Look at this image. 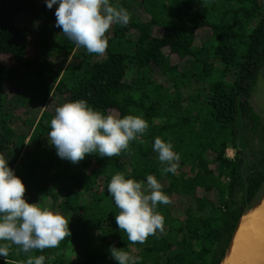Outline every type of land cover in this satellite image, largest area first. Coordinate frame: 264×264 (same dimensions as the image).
<instances>
[{
  "label": "trees",
  "instance_id": "trees-1",
  "mask_svg": "<svg viewBox=\"0 0 264 264\" xmlns=\"http://www.w3.org/2000/svg\"><path fill=\"white\" fill-rule=\"evenodd\" d=\"M110 3L125 8L130 21L111 26L99 56L55 26L58 4L0 0V155L26 185L25 199L62 214L71 232L43 251L25 254L13 245L7 260L43 255L44 264H118L114 245L140 264H220L237 223L264 190V143L256 152L249 142V133L264 141L252 104L264 72V0ZM21 93L28 101L20 106ZM52 98L83 99L105 115L142 116L145 143L132 141L111 158L61 159L47 136L54 114L44 106ZM23 125L34 128L31 136L18 132ZM157 136L180 155L175 174H161ZM117 172L145 184L154 175L170 197L156 209L164 231L143 244L129 242L116 224L108 184Z\"/></svg>",
  "mask_w": 264,
  "mask_h": 264
},
{
  "label": "clouds",
  "instance_id": "clouds-1",
  "mask_svg": "<svg viewBox=\"0 0 264 264\" xmlns=\"http://www.w3.org/2000/svg\"><path fill=\"white\" fill-rule=\"evenodd\" d=\"M55 11L56 27L77 47L89 54L102 56L108 48L107 33L113 24L127 25L129 12L116 7L110 0H46V6ZM48 140L56 148L57 155L74 164L89 154L101 157L119 156L128 151L130 143L137 141L148 130V122L139 115L104 113L94 110L86 100L66 102L56 107L50 121ZM153 151L164 167L161 174H175L180 155L171 142L157 136ZM146 184L124 173L114 174L108 184V192L119 213L115 217L118 228L127 234L132 244H143L157 231H164L165 218L157 211L160 204L171 203L162 190L163 184L154 175H147ZM26 185L0 155V256L7 260L10 248L15 245L25 254L34 250L56 248L68 236L69 221L59 212L29 203L25 199ZM111 257L118 264H140V258L114 245ZM45 257L29 255L21 264H44Z\"/></svg>",
  "mask_w": 264,
  "mask_h": 264
},
{
  "label": "bare ground",
  "instance_id": "bare-ground-1",
  "mask_svg": "<svg viewBox=\"0 0 264 264\" xmlns=\"http://www.w3.org/2000/svg\"><path fill=\"white\" fill-rule=\"evenodd\" d=\"M224 264H264V202L243 217Z\"/></svg>",
  "mask_w": 264,
  "mask_h": 264
},
{
  "label": "rangeland",
  "instance_id": "rangeland-1",
  "mask_svg": "<svg viewBox=\"0 0 264 264\" xmlns=\"http://www.w3.org/2000/svg\"><path fill=\"white\" fill-rule=\"evenodd\" d=\"M27 20V19H26ZM28 21V20H27ZM29 22V21H28ZM77 56H74L73 60H75ZM5 63L8 65H12L13 60H11L10 58H4ZM6 98H9V92H4ZM62 98H52L49 100V103H47L46 106H44V110L46 111H50L55 115V109L58 106L62 105ZM26 101H28V95L25 93H21L20 96L17 97V102L19 103V105H23ZM9 103H7V106H5V110H10V105H8ZM252 104L255 108V110L260 114V116L262 117L263 121H264V72L260 75L259 79H258V83L257 86L255 88V91L253 92L252 95ZM21 115V114H19ZM42 115L37 114V117L40 118ZM17 118V115L15 114V116H10L9 118V123L11 124L12 122L15 125V119ZM34 128H30L29 125H23L20 128H18V132L19 133H28V136H31L32 132H33ZM249 142H250V147H252V149L256 150V152H258V150L262 147L264 141L261 138V135H253L251 133H249ZM227 155L230 158H233L235 156V150L233 148H229L227 151Z\"/></svg>",
  "mask_w": 264,
  "mask_h": 264
},
{
  "label": "water",
  "instance_id": "water-1",
  "mask_svg": "<svg viewBox=\"0 0 264 264\" xmlns=\"http://www.w3.org/2000/svg\"><path fill=\"white\" fill-rule=\"evenodd\" d=\"M264 202V190L263 192L261 193L260 197L255 201V203L251 206V207H247L246 210H245V213L244 215L240 218L239 222L237 223L236 227H235V230L232 234V237H231V240L228 244V247L226 249V252L220 262V264H224L226 259L231 255L232 253V249H233V246H234V242H235V239H236V236H237V233L240 229V226H241V223H242V220H243V217L245 215H247L249 212H251L253 209L261 206Z\"/></svg>",
  "mask_w": 264,
  "mask_h": 264
}]
</instances>
